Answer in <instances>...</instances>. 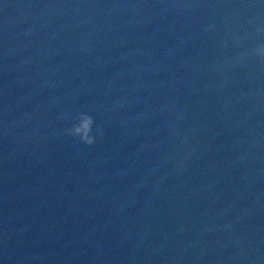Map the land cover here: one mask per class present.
Wrapping results in <instances>:
<instances>
[{"label":"water","instance_id":"water-1","mask_svg":"<svg viewBox=\"0 0 264 264\" xmlns=\"http://www.w3.org/2000/svg\"><path fill=\"white\" fill-rule=\"evenodd\" d=\"M256 16L0 0V264H264V70L218 67ZM80 111L93 145L63 131Z\"/></svg>","mask_w":264,"mask_h":264},{"label":"clouds","instance_id":"clouds-1","mask_svg":"<svg viewBox=\"0 0 264 264\" xmlns=\"http://www.w3.org/2000/svg\"><path fill=\"white\" fill-rule=\"evenodd\" d=\"M178 12H188L192 10V5L187 3L176 4L173 6ZM169 9L166 8L165 11ZM259 17L256 16L249 21V30L243 34L228 33V38L233 41L234 47L237 49L231 56H226L221 59L218 67L224 68H244L248 69L251 66L260 71L264 70V25L258 23ZM217 25L215 22L208 23L205 28V33H213ZM249 37H252L251 43H244ZM227 39L224 44H227ZM256 77L253 76V79ZM67 114L61 115L60 119H67ZM72 124L66 127L63 131L67 136L72 137L79 143L84 145H93L97 137L102 136V131L99 127H94L95 119L88 111H80L71 117ZM171 136L173 140H179L180 146L188 143V136L185 133L180 135L178 132V124H173L171 127ZM189 151L180 160L176 161L178 168H185L186 161L190 158Z\"/></svg>","mask_w":264,"mask_h":264}]
</instances>
